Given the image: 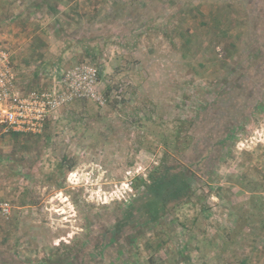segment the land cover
Segmentation results:
<instances>
[{
	"label": "rangeland",
	"instance_id": "obj_1",
	"mask_svg": "<svg viewBox=\"0 0 264 264\" xmlns=\"http://www.w3.org/2000/svg\"><path fill=\"white\" fill-rule=\"evenodd\" d=\"M25 37L23 91L88 63L104 102L0 126V264H264V0H0ZM162 163L189 190L152 218Z\"/></svg>",
	"mask_w": 264,
	"mask_h": 264
},
{
	"label": "built area",
	"instance_id": "obj_2",
	"mask_svg": "<svg viewBox=\"0 0 264 264\" xmlns=\"http://www.w3.org/2000/svg\"><path fill=\"white\" fill-rule=\"evenodd\" d=\"M98 79V68L83 63L64 71L46 88L23 91L12 56L0 45V126L6 132L41 134L63 107L78 100L103 103L96 89ZM0 213L8 216L11 205L0 202Z\"/></svg>",
	"mask_w": 264,
	"mask_h": 264
},
{
	"label": "trees",
	"instance_id": "obj_3",
	"mask_svg": "<svg viewBox=\"0 0 264 264\" xmlns=\"http://www.w3.org/2000/svg\"><path fill=\"white\" fill-rule=\"evenodd\" d=\"M14 136L24 135L11 132ZM135 184V188L144 187L148 199L145 202V210L152 218H158L166 212L169 203L174 200L187 197L189 184L187 175L182 171H174L166 167L164 163L156 167L149 177L148 183L142 181Z\"/></svg>",
	"mask_w": 264,
	"mask_h": 264
},
{
	"label": "crops",
	"instance_id": "obj_4",
	"mask_svg": "<svg viewBox=\"0 0 264 264\" xmlns=\"http://www.w3.org/2000/svg\"><path fill=\"white\" fill-rule=\"evenodd\" d=\"M2 38H4V37H2ZM34 42L35 41L33 39H28V37L27 38L25 37L24 42H19V43L15 44V41H12L13 45H10V43L6 42V46H5L6 48L8 46H11V48H13L14 56L11 55L12 61H13L14 65L16 66L17 70L19 71V74H20L19 78H20L21 82L22 81L24 82V80H23L24 78L22 77V75L25 74L24 71H26L25 69H27L26 64L30 63L29 60H31V59L32 60L37 59V57H39L38 53H39V51H41L40 45L39 46L35 45ZM0 45H2L4 47V44H0ZM8 48H10V47H8ZM22 58H24V59L22 60ZM18 60H20V61H18ZM29 75H30V73L26 74V76H27V77H25L26 83L22 82L23 85H28L29 87H33L35 84H40L37 81L36 82L34 81V78L37 76V73L35 71L33 72L34 78L32 76L29 79L28 78ZM0 181H1V179H0ZM3 190H6V188L2 187V182H1L0 183V196L3 195Z\"/></svg>",
	"mask_w": 264,
	"mask_h": 264
}]
</instances>
